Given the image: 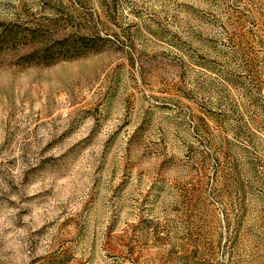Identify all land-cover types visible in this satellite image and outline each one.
<instances>
[{"label": "rangeland", "instance_id": "rangeland-1", "mask_svg": "<svg viewBox=\"0 0 264 264\" xmlns=\"http://www.w3.org/2000/svg\"><path fill=\"white\" fill-rule=\"evenodd\" d=\"M0 264H264V0H0Z\"/></svg>", "mask_w": 264, "mask_h": 264}]
</instances>
